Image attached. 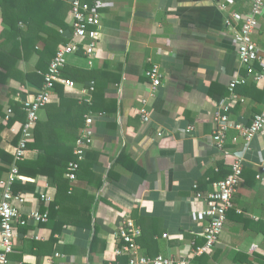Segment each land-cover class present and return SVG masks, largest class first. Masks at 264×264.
Returning <instances> with one entry per match:
<instances>
[{
	"label": "crops",
	"instance_id": "1",
	"mask_svg": "<svg viewBox=\"0 0 264 264\" xmlns=\"http://www.w3.org/2000/svg\"><path fill=\"white\" fill-rule=\"evenodd\" d=\"M93 1L102 4V15L92 65H87L82 52L70 56L62 76L73 88L57 85L51 102L38 113V122L45 124L44 130L51 127L54 134L49 136L58 148L67 134L80 135L84 124L79 130L65 125L66 106L60 105L59 88L70 105L73 101L86 105L83 118L94 117L93 142L75 180H67V192L59 193L51 210L56 197L53 180L42 174L20 176L19 182L34 185L33 191L22 192L21 214L45 212L48 221L18 227L9 264H125L127 257L115 252L122 246L118 228L126 220L139 228L136 243L145 257L187 258L189 264H264V182L255 178L264 175V131L249 144L228 131V155L217 152L212 141L214 114L228 103V84L244 75L232 28L225 21L229 12L246 10L245 0H229L227 11L209 0ZM59 14L63 17V9ZM69 14L70 8L66 24ZM5 18L6 10L0 6V36L9 39ZM258 22L260 29L252 39L261 58L254 68L260 71L264 16ZM40 28L37 50L46 45L57 50L69 36L49 22ZM33 64L19 61L17 70L25 73ZM152 66L162 76L155 92L147 86L146 73ZM91 82L93 92L88 91ZM37 90L15 78L0 83L4 111L0 122L7 120L9 102L31 101ZM235 92L241 101L228 116L248 124L264 105V78ZM140 109L149 113L147 125L140 120ZM189 127L193 130L186 134ZM19 129L0 131V148L11 156L20 140ZM37 157L33 150L26 151L23 159ZM236 159L242 160L243 173L232 209L213 252L201 259L195 250L204 243L200 234L206 221L200 215L203 202L195 194L209 193ZM7 174L0 173V181ZM39 191L48 202L38 198Z\"/></svg>",
	"mask_w": 264,
	"mask_h": 264
},
{
	"label": "built area",
	"instance_id": "2",
	"mask_svg": "<svg viewBox=\"0 0 264 264\" xmlns=\"http://www.w3.org/2000/svg\"><path fill=\"white\" fill-rule=\"evenodd\" d=\"M215 4L220 11H227L229 0H209ZM70 14L69 27L72 30L68 42L57 47V50L49 62L46 73L43 75V84L33 96L31 101L22 102V110L25 113V122L21 125L19 134L20 140L15 147L13 163L9 166V172L5 181H0L2 191L0 192V264H9V257L14 252V240L18 227L28 225H41L48 221L47 213L32 211L22 215L18 205L25 202L22 193L14 194L12 185L20 179L16 162L24 158L26 144L32 138V131L38 122V113L51 102L56 85L66 89L73 88V83L62 76V70L66 66L68 58L78 52H82L91 67L95 51L98 47L101 28L102 4L97 1L88 3L85 0H69ZM245 11L242 13L229 12L225 21L228 27L232 28L233 44L237 51L239 66L244 71L243 76L233 78L228 84V103L219 108L213 118L212 141L215 150L228 155L225 150L227 132L233 130L238 137L246 143H250L255 136L264 131V105L260 113L253 116L250 123L242 124L231 120L228 116L232 107L241 100L235 90L239 86H245L249 81L259 84L264 78V68L255 70L256 64H261L260 51L253 42V35L260 29L258 19L264 16V0H245ZM148 79V91L155 92L161 85L162 76L157 66H152L146 73ZM94 85H88V91L93 92ZM12 114L10 109L6 110V119ZM140 120L147 125L150 121L149 113L145 109L138 112ZM94 117L88 114L84 116V125L79 137L75 141L73 155L75 161L68 164L64 177L66 180H75L79 164L92 145L94 138ZM192 128L186 129L185 133L190 134ZM162 133L158 132L157 136ZM0 158V167H3ZM243 173V162L236 159L230 166L226 177L213 183L212 190L205 196L201 193L195 194L196 200L203 202V209L200 211L202 219L206 221L200 236L204 243L195 250L197 255H210L218 243L226 222V216L232 209V198L241 183ZM264 173V168H261ZM256 180L264 182V175L257 174ZM38 198L48 202L46 194L38 192ZM140 236V230L131 220L121 223L118 228V237L122 242L121 248L116 250L115 255H125V264H189L187 258L174 260L172 257L156 256L145 257L139 254V247L136 239ZM119 264V263H117Z\"/></svg>",
	"mask_w": 264,
	"mask_h": 264
},
{
	"label": "trees",
	"instance_id": "3",
	"mask_svg": "<svg viewBox=\"0 0 264 264\" xmlns=\"http://www.w3.org/2000/svg\"><path fill=\"white\" fill-rule=\"evenodd\" d=\"M85 1L90 4L93 3V0ZM0 6L6 10L4 23L10 28L9 39L0 36V83L5 84L9 79L15 78L22 84H29L40 89L43 84V75L47 71L56 48L53 50L50 45L44 46L42 50L35 48L38 42L41 41L40 36H38L39 30L41 26L49 22L53 26H58L63 31L62 35L68 31L70 36L72 30L68 27L69 22L67 24L64 22L67 10L70 8L69 0H0ZM61 9H63V17L59 14ZM68 38L64 39L62 43H67ZM12 40L13 43L10 47H7L9 41ZM19 61L24 63L34 61V64L31 70L20 73L17 70ZM57 90L60 96V105L66 106L65 117H67V120L65 125L68 127L72 125L79 130L84 124L83 115L87 111L86 105L77 106L76 101H73V105H70V102L63 97L59 88ZM68 104L70 105L69 108ZM8 108L12 111L13 116L0 122L1 132L14 127L19 129L25 122L22 104L9 102ZM3 113L4 111L0 107V117L2 119H4ZM44 126L45 124L42 122H37L32 131V138L26 144V151L34 150L38 152L37 159L35 161L23 159L16 162L15 166L19 176L35 178L37 174H42L53 180L56 186V197L50 204L51 210L52 207L57 205L59 193L63 190L67 192L69 188L68 181L63 178V175L68 164L75 161L73 145L79 136L77 137V134H67L63 144L58 148L49 136L50 132L54 134L49 130L51 127L49 126L48 130H44ZM0 158L4 164L2 168L0 167V173L9 172L6 167L12 164V156L0 148ZM33 190L34 185L29 183L15 181L12 185L14 194ZM73 224L78 225L76 222ZM207 257L205 254L200 256L201 259Z\"/></svg>",
	"mask_w": 264,
	"mask_h": 264
}]
</instances>
